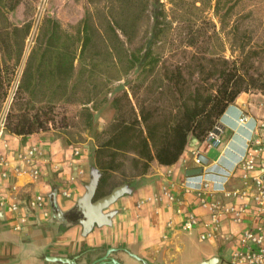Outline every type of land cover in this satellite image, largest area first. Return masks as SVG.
I'll use <instances>...</instances> for the list:
<instances>
[{"label":"rangeland","instance_id":"1","mask_svg":"<svg viewBox=\"0 0 264 264\" xmlns=\"http://www.w3.org/2000/svg\"><path fill=\"white\" fill-rule=\"evenodd\" d=\"M216 4V0L196 5L194 0H24L14 12L1 6L8 21L0 18L1 25L12 22L31 28L25 38L23 28L16 34L15 50L22 47L24 52L18 63L0 48V95L16 91L10 113L54 107L56 125L44 131L49 135L78 146L100 145L109 137L107 129L116 114L114 95L140 73L158 9L166 12L168 21L154 45L160 79L167 68L171 72L180 67L186 92L194 91L202 80L210 84L207 73L218 71L227 59L241 62L240 74L255 80L246 92L264 95V0ZM191 39L195 46L187 44ZM159 84L165 89L162 102L170 108L168 83ZM64 115L67 127L61 126ZM127 166L130 170L129 162ZM114 177L113 183L123 179L119 173Z\"/></svg>","mask_w":264,"mask_h":264},{"label":"crops","instance_id":"2","mask_svg":"<svg viewBox=\"0 0 264 264\" xmlns=\"http://www.w3.org/2000/svg\"><path fill=\"white\" fill-rule=\"evenodd\" d=\"M242 110L254 118L264 116V95L241 92L218 119L224 125L220 144L211 146L189 136L175 164L162 165L153 160L146 174L117 185L123 187L121 194L101 208L91 204L98 199L85 201L95 175L96 145L70 144L49 132L26 136L9 133L6 137L14 152L34 145L40 148L42 176L37 181L28 176L15 179L27 217L21 230L14 229L15 221L0 210V264H93L103 257L120 264H231L242 230L254 222L237 224L232 214H223L218 237L201 240L200 234L206 229L201 223L209 219V210L200 206L196 192L187 185L205 177L217 183L222 179L215 176L216 172L231 170L241 160L254 126L253 119L244 124L239 121ZM76 147L82 154L75 158ZM4 152L0 143V153ZM193 152H200L207 162L197 165ZM9 155L12 159V153ZM11 165L24 163L12 161ZM169 169L173 171L171 176L166 174ZM171 184L177 199L173 203L161 190ZM241 184L238 177H233L226 187L233 189ZM62 187L70 189V198L61 195ZM38 193L48 197V217L27 209L28 199ZM148 197L153 199L139 207L138 202ZM217 197L229 201L222 193ZM191 212L200 224L184 231L183 223Z\"/></svg>","mask_w":264,"mask_h":264},{"label":"trees","instance_id":"3","mask_svg":"<svg viewBox=\"0 0 264 264\" xmlns=\"http://www.w3.org/2000/svg\"><path fill=\"white\" fill-rule=\"evenodd\" d=\"M23 1L0 0V7L14 12ZM174 1L170 0V3ZM194 1L195 5L204 2ZM216 2L218 5L219 0ZM0 18L7 21L2 12ZM153 18L151 37L142 58L140 73L128 88L114 95L112 105L116 114L107 129L109 137L94 149V166L100 173L94 200L110 193L117 185L131 183L146 174L153 160L157 159L162 165L175 164L184 153L189 136L203 141L228 106L255 82L253 77L246 79L240 74L241 62L227 59L222 60L218 71L207 73L206 81L213 80L210 84L202 80L194 91L186 92L188 84L180 67L171 72L167 68L162 76L164 79H160L157 73L160 59L155 54L154 45L161 39L168 21L162 9L156 10ZM54 24L58 26L56 22ZM22 28L25 38L30 31V24L23 27L12 22L0 24V48L4 55L10 56L16 63L24 53L22 47L15 50L16 34ZM84 35L87 42L90 38L87 26L84 27ZM194 41L191 39L187 44L195 46ZM164 80L168 83L167 92L170 91L172 96L173 105L170 108H166L162 102L165 89L159 81ZM7 94L6 91L0 95V111ZM56 116L52 106L34 112H9L6 128L8 132L22 136L42 133L50 130L51 125H56ZM61 120V126L67 127L65 115ZM117 173L123 179L120 183H113Z\"/></svg>","mask_w":264,"mask_h":264},{"label":"built area","instance_id":"4","mask_svg":"<svg viewBox=\"0 0 264 264\" xmlns=\"http://www.w3.org/2000/svg\"><path fill=\"white\" fill-rule=\"evenodd\" d=\"M15 95V90H11L7 94L0 111V143L5 150L4 153H0V210L8 212L10 219L15 221L14 229L21 230L27 217L17 192L15 179L19 176H28L32 181L41 178L42 170L39 163L42 151L36 145L19 152H14L11 148L6 137L10 133L6 128V121ZM250 119L254 120V126L252 134L247 140L245 153L231 170L215 173V176L222 180L212 184L205 177L196 184L187 185L196 192L200 206L209 210V219L201 223L206 228L200 234L201 240L218 237L221 231L220 218L223 214H232L233 220L237 224L245 221L254 222L253 225L242 230L238 249L233 251L231 264H264V116L254 118L246 110H242L239 121L244 124ZM223 133L224 125L217 121L208 131L204 140L211 146H217L222 142ZM9 153H12V159ZM73 153L75 158L82 154L77 147ZM193 154L195 163L199 166L203 165L200 152H193ZM19 160L24 163L23 166L11 165L12 161ZM172 172L169 169L166 174L171 176ZM199 177L201 178L202 175ZM233 177H238L242 184L239 187L227 189L226 183ZM173 186L171 184L161 189L163 195L172 203L177 200L172 191ZM60 192L64 197L72 196L69 188L62 187ZM221 193L229 198L228 202L217 197ZM151 199L153 198L141 199L138 202L139 207ZM48 201L46 194H35L28 199L27 209L31 212H40L44 217H48L49 212L46 210ZM199 224L198 216L191 212L187 215L182 229L190 231Z\"/></svg>","mask_w":264,"mask_h":264},{"label":"water","instance_id":"5","mask_svg":"<svg viewBox=\"0 0 264 264\" xmlns=\"http://www.w3.org/2000/svg\"><path fill=\"white\" fill-rule=\"evenodd\" d=\"M200 157H201L200 159L204 163L207 162V159H206L205 156L200 155ZM99 177H100V173L95 168V175L93 176V182L91 183V185L89 187V190H88V193H87V195L85 197V201H87L89 203H91V200L93 199L94 194L96 192V188H97V185H98ZM122 188L123 187H115V188H113L112 191L108 195H106L104 197H101L96 202L91 203V204H93L94 206L96 205L98 208L106 206L107 204L113 202L121 194V192L123 191ZM110 250H109V253L111 252ZM104 262H111L113 264H120L117 260L109 258V257H105V258L103 257L102 259L100 258L99 260H97L93 264H103Z\"/></svg>","mask_w":264,"mask_h":264}]
</instances>
